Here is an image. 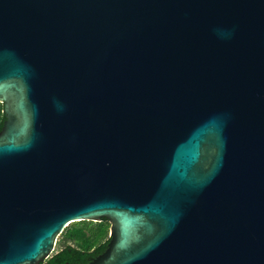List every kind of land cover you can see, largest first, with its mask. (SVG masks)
Masks as SVG:
<instances>
[{
    "label": "water",
    "instance_id": "95a60500",
    "mask_svg": "<svg viewBox=\"0 0 264 264\" xmlns=\"http://www.w3.org/2000/svg\"><path fill=\"white\" fill-rule=\"evenodd\" d=\"M0 104V264H264V0H0Z\"/></svg>",
    "mask_w": 264,
    "mask_h": 264
},
{
    "label": "trees",
    "instance_id": "16d2710c",
    "mask_svg": "<svg viewBox=\"0 0 264 264\" xmlns=\"http://www.w3.org/2000/svg\"><path fill=\"white\" fill-rule=\"evenodd\" d=\"M4 107L0 105V131L5 115ZM94 222H77L69 225L63 232L67 242L60 251L42 264H88V262L103 254L110 242V223L103 220L92 228Z\"/></svg>",
    "mask_w": 264,
    "mask_h": 264
},
{
    "label": "rangeland",
    "instance_id": "374dc122",
    "mask_svg": "<svg viewBox=\"0 0 264 264\" xmlns=\"http://www.w3.org/2000/svg\"><path fill=\"white\" fill-rule=\"evenodd\" d=\"M96 224L97 223L94 222L91 227L94 228ZM109 237H110V234H109ZM66 242H67L66 238L63 235H61L58 238L57 245H56V248H55V252L54 253H56V252L60 251L62 248H64Z\"/></svg>",
    "mask_w": 264,
    "mask_h": 264
},
{
    "label": "flooded vegetation",
    "instance_id": "af4514ba",
    "mask_svg": "<svg viewBox=\"0 0 264 264\" xmlns=\"http://www.w3.org/2000/svg\"><path fill=\"white\" fill-rule=\"evenodd\" d=\"M91 262V260L88 262V264Z\"/></svg>",
    "mask_w": 264,
    "mask_h": 264
}]
</instances>
